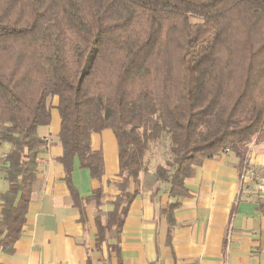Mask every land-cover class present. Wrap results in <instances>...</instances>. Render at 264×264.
Masks as SVG:
<instances>
[{
	"label": "trees",
	"instance_id": "trees-1",
	"mask_svg": "<svg viewBox=\"0 0 264 264\" xmlns=\"http://www.w3.org/2000/svg\"><path fill=\"white\" fill-rule=\"evenodd\" d=\"M54 97L53 160L74 200L75 161L92 179L104 173L91 134L116 139L119 194L105 226L96 216L97 236L113 227L119 237L162 138L169 157L151 173L166 184L172 226L184 181L205 159L231 152L241 168L264 141V0H0V142L11 144L0 157L2 252L20 236ZM101 195L84 200L99 207Z\"/></svg>",
	"mask_w": 264,
	"mask_h": 264
},
{
	"label": "crops",
	"instance_id": "crops-1",
	"mask_svg": "<svg viewBox=\"0 0 264 264\" xmlns=\"http://www.w3.org/2000/svg\"><path fill=\"white\" fill-rule=\"evenodd\" d=\"M53 98L50 121L38 133L46 140L28 203L26 218L12 252L0 251V264H264V197L256 182L242 178V167L231 152L205 159L195 175L186 178L188 195L180 201L170 226L163 209L168 202L166 184L153 174L140 176V190L131 202L119 237L113 229L97 236L96 216L106 225L121 180L114 134L93 132L91 146L102 153L104 173L92 179L87 169L73 164L71 196L64 170L53 157L61 153L60 117ZM11 149L0 142V157ZM247 161L264 180V141L250 144ZM7 184L0 170V194ZM102 193L99 207L85 201ZM0 198V212L2 208ZM105 213V214H104Z\"/></svg>",
	"mask_w": 264,
	"mask_h": 264
},
{
	"label": "rangeland",
	"instance_id": "rangeland-1",
	"mask_svg": "<svg viewBox=\"0 0 264 264\" xmlns=\"http://www.w3.org/2000/svg\"><path fill=\"white\" fill-rule=\"evenodd\" d=\"M52 103H53V98L51 99V104ZM167 144L169 145V139L167 138L166 141V139L162 138V140L156 143L154 146H152L151 150L147 153L146 158H148L149 161L151 162L150 171H153L154 165L156 163L164 164L165 160L169 157Z\"/></svg>",
	"mask_w": 264,
	"mask_h": 264
},
{
	"label": "built area",
	"instance_id": "built-area-1",
	"mask_svg": "<svg viewBox=\"0 0 264 264\" xmlns=\"http://www.w3.org/2000/svg\"><path fill=\"white\" fill-rule=\"evenodd\" d=\"M257 169L248 163L246 160L244 166L242 167V178L248 177L256 182L257 192L264 197V180L258 176Z\"/></svg>",
	"mask_w": 264,
	"mask_h": 264
}]
</instances>
